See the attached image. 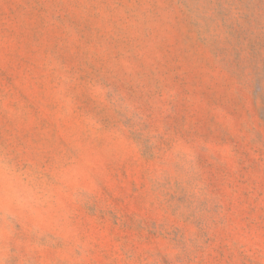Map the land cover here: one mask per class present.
Here are the masks:
<instances>
[{"label": "rangeland", "instance_id": "374dc122", "mask_svg": "<svg viewBox=\"0 0 264 264\" xmlns=\"http://www.w3.org/2000/svg\"><path fill=\"white\" fill-rule=\"evenodd\" d=\"M0 264H264V0H0Z\"/></svg>", "mask_w": 264, "mask_h": 264}]
</instances>
